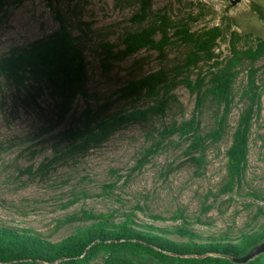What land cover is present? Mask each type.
Wrapping results in <instances>:
<instances>
[{"label": "rangeland", "instance_id": "obj_1", "mask_svg": "<svg viewBox=\"0 0 264 264\" xmlns=\"http://www.w3.org/2000/svg\"><path fill=\"white\" fill-rule=\"evenodd\" d=\"M252 4L264 15V0H0V59L65 29L85 61L66 111L45 83L0 76V233L47 248L100 226L154 247L260 243L264 18ZM142 30L166 42L123 56ZM220 77L224 99L214 92ZM144 79L148 87L130 92ZM246 114L245 161L230 187L228 151Z\"/></svg>", "mask_w": 264, "mask_h": 264}, {"label": "trees", "instance_id": "obj_2", "mask_svg": "<svg viewBox=\"0 0 264 264\" xmlns=\"http://www.w3.org/2000/svg\"><path fill=\"white\" fill-rule=\"evenodd\" d=\"M254 11L264 18L259 7L252 4ZM145 10L143 6L142 11ZM153 31L142 30L130 35L126 40L123 56L151 45L161 49L166 42L163 37L155 42ZM262 44V50L264 45ZM85 74V61L68 32L61 29L46 39L36 40L17 54L0 59V76H5L16 85L30 79L45 83L60 99V107L66 111L77 92ZM150 80L144 79L131 84L130 92H138L148 87ZM228 79L218 78L214 92L220 99L225 98ZM163 105L122 114L99 125V130L88 137L101 139L114 127L134 119L143 118L147 113L161 111ZM249 126V115H245L234 135V142L228 151L227 169L230 187L240 173L245 161V146ZM194 160H197L195 157ZM229 187V188H230ZM257 241L246 240L239 248L229 245L208 248H174L163 242L155 247L151 243L133 238L129 234L116 233L111 237L103 234L102 227L95 231L78 234L47 248L42 244L21 239L7 233H0V264H86L103 253L101 264H137L153 260L158 264H264V252L251 257L247 262H235L222 255L242 257L256 245ZM258 244V243H257Z\"/></svg>", "mask_w": 264, "mask_h": 264}, {"label": "water", "instance_id": "obj_3", "mask_svg": "<svg viewBox=\"0 0 264 264\" xmlns=\"http://www.w3.org/2000/svg\"><path fill=\"white\" fill-rule=\"evenodd\" d=\"M229 7H235L236 5L240 4L244 0H227ZM264 252V239L256 244L254 247H252L248 253L242 257H235L231 255H222L223 257L229 258L235 262H247L251 257H253L256 254Z\"/></svg>", "mask_w": 264, "mask_h": 264}]
</instances>
